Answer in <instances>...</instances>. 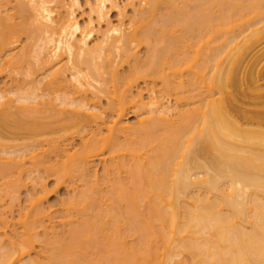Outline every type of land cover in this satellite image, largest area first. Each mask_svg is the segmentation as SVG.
Returning <instances> with one entry per match:
<instances>
[{"label": "bare ground", "instance_id": "bare-ground-1", "mask_svg": "<svg viewBox=\"0 0 264 264\" xmlns=\"http://www.w3.org/2000/svg\"><path fill=\"white\" fill-rule=\"evenodd\" d=\"M78 4L0 0V264H264V0Z\"/></svg>", "mask_w": 264, "mask_h": 264}, {"label": "rangeland", "instance_id": "rangeland-1", "mask_svg": "<svg viewBox=\"0 0 264 264\" xmlns=\"http://www.w3.org/2000/svg\"><path fill=\"white\" fill-rule=\"evenodd\" d=\"M130 0H117V5L120 9H125L126 10V21L131 17V8L128 5ZM14 6V3H11L9 6V9L11 10L12 7ZM75 17L80 23L81 26H84L89 19V9L87 6V0H79V4L77 7H75ZM120 21V17L118 14V11L115 9H108V15H107V22H109L111 25H118ZM105 22V24L107 23ZM104 24V23H103ZM104 26V25H103ZM97 34H94V37L92 38V41H96ZM29 41L23 37L21 39V42H19L18 46L13 49L11 52H7V54L3 57L0 58V64L4 63V59L11 54H18L23 46H25ZM144 50H142L141 55L144 54ZM124 72L127 71V68L125 67ZM19 80L22 81L23 83V75H17L16 76ZM39 79V78H38ZM25 81V80H24ZM30 82L29 79L25 81V83ZM14 83L11 81V79L8 77V74L4 72L3 74H0V95H5L7 94L9 98H16L17 94L14 92ZM146 84L141 83L140 88H145ZM41 93V92H40ZM106 100L103 98L101 102V106H105ZM128 119L130 123L136 122V117L132 114V112H129ZM75 143H79V140L76 139ZM99 169L101 170V166H99ZM45 184L47 185L48 189H53L55 187V182L52 178L46 179ZM29 190V191H28ZM28 190H23L22 191V205H25L27 202L28 195L32 191V187L29 185ZM38 190H40V186H38ZM68 196V189L64 186H60L56 189L55 192H52L48 195L47 198V205L58 207L60 204V201L64 198H67Z\"/></svg>", "mask_w": 264, "mask_h": 264}]
</instances>
